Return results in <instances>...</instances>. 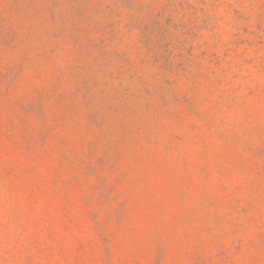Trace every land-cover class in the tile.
<instances>
[{
  "label": "rangeland",
  "instance_id": "374dc122",
  "mask_svg": "<svg viewBox=\"0 0 264 264\" xmlns=\"http://www.w3.org/2000/svg\"><path fill=\"white\" fill-rule=\"evenodd\" d=\"M0 264H264V0H0Z\"/></svg>",
  "mask_w": 264,
  "mask_h": 264
}]
</instances>
